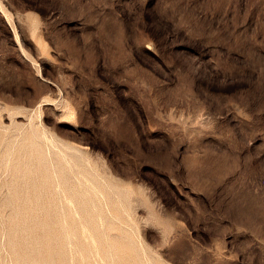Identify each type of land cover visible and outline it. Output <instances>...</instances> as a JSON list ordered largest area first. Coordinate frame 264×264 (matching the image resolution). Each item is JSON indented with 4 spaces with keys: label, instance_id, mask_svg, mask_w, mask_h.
Segmentation results:
<instances>
[{
    "label": "rangeland",
    "instance_id": "rangeland-1",
    "mask_svg": "<svg viewBox=\"0 0 264 264\" xmlns=\"http://www.w3.org/2000/svg\"><path fill=\"white\" fill-rule=\"evenodd\" d=\"M0 264H264V0H0Z\"/></svg>",
    "mask_w": 264,
    "mask_h": 264
},
{
    "label": "bare ground",
    "instance_id": "bare-ground-1",
    "mask_svg": "<svg viewBox=\"0 0 264 264\" xmlns=\"http://www.w3.org/2000/svg\"><path fill=\"white\" fill-rule=\"evenodd\" d=\"M71 200H72V199H71ZM71 200H70V201H71ZM72 203H74V202H72ZM75 206H76V205H75Z\"/></svg>",
    "mask_w": 264,
    "mask_h": 264
}]
</instances>
